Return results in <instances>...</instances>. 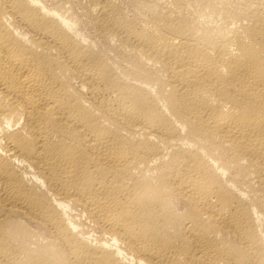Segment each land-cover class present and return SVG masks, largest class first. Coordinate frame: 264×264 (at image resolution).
<instances>
[{
  "label": "bare ground",
  "instance_id": "obj_1",
  "mask_svg": "<svg viewBox=\"0 0 264 264\" xmlns=\"http://www.w3.org/2000/svg\"><path fill=\"white\" fill-rule=\"evenodd\" d=\"M0 264H264V0H0Z\"/></svg>",
  "mask_w": 264,
  "mask_h": 264
}]
</instances>
